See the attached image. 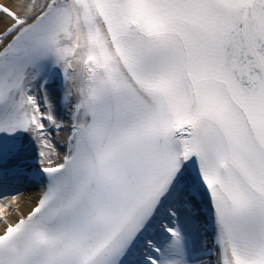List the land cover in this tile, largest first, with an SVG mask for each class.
I'll return each mask as SVG.
<instances>
[{"label":"snow or ice","instance_id":"1","mask_svg":"<svg viewBox=\"0 0 264 264\" xmlns=\"http://www.w3.org/2000/svg\"><path fill=\"white\" fill-rule=\"evenodd\" d=\"M0 264H264V0H0Z\"/></svg>","mask_w":264,"mask_h":264}]
</instances>
